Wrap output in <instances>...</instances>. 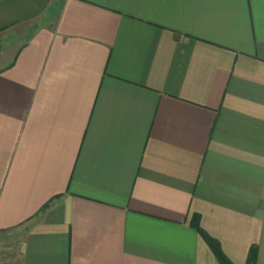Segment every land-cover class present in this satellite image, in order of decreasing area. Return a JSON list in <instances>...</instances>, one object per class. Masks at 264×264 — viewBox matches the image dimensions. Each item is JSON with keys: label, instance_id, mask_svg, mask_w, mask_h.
<instances>
[{"label": "crops", "instance_id": "crops-1", "mask_svg": "<svg viewBox=\"0 0 264 264\" xmlns=\"http://www.w3.org/2000/svg\"><path fill=\"white\" fill-rule=\"evenodd\" d=\"M194 219L264 264V0H0L12 262L221 264Z\"/></svg>", "mask_w": 264, "mask_h": 264}, {"label": "rangeland", "instance_id": "rangeland-1", "mask_svg": "<svg viewBox=\"0 0 264 264\" xmlns=\"http://www.w3.org/2000/svg\"><path fill=\"white\" fill-rule=\"evenodd\" d=\"M21 247V239L13 236L0 238V264H15L12 262V254L18 255V251Z\"/></svg>", "mask_w": 264, "mask_h": 264}, {"label": "trees", "instance_id": "trees-1", "mask_svg": "<svg viewBox=\"0 0 264 264\" xmlns=\"http://www.w3.org/2000/svg\"><path fill=\"white\" fill-rule=\"evenodd\" d=\"M48 206V205H47ZM195 220V219H194ZM193 220V221H194ZM194 226H196L198 228V230L201 232V234L204 236V238L207 240V242L210 244L211 248L213 249V251L215 252L216 257L218 258L219 262L221 264H232L230 262V260L224 255V253L222 252V249L220 247V244L209 238L206 233L204 231H202V229L199 227V222L198 219L195 220ZM257 258H258V247L257 246H253L251 248L250 254H249V258H248V262L247 264H256L257 262Z\"/></svg>", "mask_w": 264, "mask_h": 264}]
</instances>
